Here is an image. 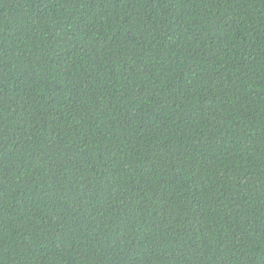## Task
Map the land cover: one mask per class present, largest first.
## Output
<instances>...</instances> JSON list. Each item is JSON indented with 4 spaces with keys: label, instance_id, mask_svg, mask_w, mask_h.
<instances>
[{
    "label": "trees",
    "instance_id": "16d2710c",
    "mask_svg": "<svg viewBox=\"0 0 264 264\" xmlns=\"http://www.w3.org/2000/svg\"><path fill=\"white\" fill-rule=\"evenodd\" d=\"M0 264H264V0H0Z\"/></svg>",
    "mask_w": 264,
    "mask_h": 264
}]
</instances>
